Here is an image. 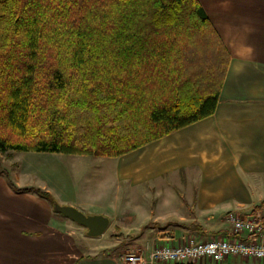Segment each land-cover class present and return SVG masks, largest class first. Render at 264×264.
Instances as JSON below:
<instances>
[{"label": "trees", "instance_id": "16d2710c", "mask_svg": "<svg viewBox=\"0 0 264 264\" xmlns=\"http://www.w3.org/2000/svg\"><path fill=\"white\" fill-rule=\"evenodd\" d=\"M228 62L198 0H0V153L121 156L212 115Z\"/></svg>", "mask_w": 264, "mask_h": 264}, {"label": "crops", "instance_id": "0c3cea01", "mask_svg": "<svg viewBox=\"0 0 264 264\" xmlns=\"http://www.w3.org/2000/svg\"><path fill=\"white\" fill-rule=\"evenodd\" d=\"M198 1L229 53L214 113L121 156L62 154L67 165L52 185H20L0 164V264H120L119 248L146 256L191 237L227 236L228 212L264 207V0ZM9 181L43 187L61 205L107 216L109 225L88 236L47 198L16 192Z\"/></svg>", "mask_w": 264, "mask_h": 264}, {"label": "built area", "instance_id": "2783aa9c", "mask_svg": "<svg viewBox=\"0 0 264 264\" xmlns=\"http://www.w3.org/2000/svg\"><path fill=\"white\" fill-rule=\"evenodd\" d=\"M225 220L230 226L227 236L208 240L191 237L182 243L158 246L146 256L130 252L121 259L124 264L194 263L202 259L220 262L228 256L264 261V207L247 215L230 211Z\"/></svg>", "mask_w": 264, "mask_h": 264}, {"label": "rangeland", "instance_id": "374dc122", "mask_svg": "<svg viewBox=\"0 0 264 264\" xmlns=\"http://www.w3.org/2000/svg\"><path fill=\"white\" fill-rule=\"evenodd\" d=\"M28 158L31 159L28 160ZM63 158H67V156L62 155L61 153H45V152L30 151L29 154L21 152L17 156H12V153H0V159H1L0 164L3 171L5 170L8 173L9 178L11 180L14 179V181H16V179L19 178V181L18 180L17 181L20 185L31 184L37 186H44L45 184L52 185L51 181L57 183V180L63 174L62 167L64 165H67V163L62 160ZM3 171H0V173L3 174L4 173ZM38 188L44 190L43 187H42L43 189L41 187ZM59 215L63 216L61 214ZM111 233H112V229L110 227L105 237L110 236L109 234ZM90 242L96 244V246H102V244L98 243L97 239H93V241ZM110 248H115V247H110ZM130 252L133 251L127 249L122 250L120 248L118 249V254L116 258L120 262V264H124L121 257Z\"/></svg>", "mask_w": 264, "mask_h": 264}, {"label": "water", "instance_id": "95a60500", "mask_svg": "<svg viewBox=\"0 0 264 264\" xmlns=\"http://www.w3.org/2000/svg\"><path fill=\"white\" fill-rule=\"evenodd\" d=\"M53 210L76 224L86 228V234L91 237L100 236L109 225V219L102 214H85L71 205L52 204Z\"/></svg>", "mask_w": 264, "mask_h": 264}]
</instances>
